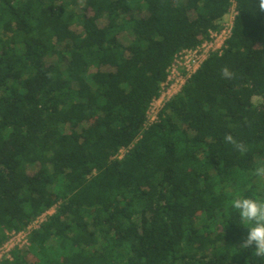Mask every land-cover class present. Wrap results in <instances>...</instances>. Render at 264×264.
I'll use <instances>...</instances> for the list:
<instances>
[{
  "label": "trees",
  "instance_id": "trees-1",
  "mask_svg": "<svg viewBox=\"0 0 264 264\" xmlns=\"http://www.w3.org/2000/svg\"><path fill=\"white\" fill-rule=\"evenodd\" d=\"M232 3L220 51L146 124ZM260 162L259 0H0V247L53 209L0 264H264L229 206L264 197Z\"/></svg>",
  "mask_w": 264,
  "mask_h": 264
},
{
  "label": "built area",
  "instance_id": "built-area-1",
  "mask_svg": "<svg viewBox=\"0 0 264 264\" xmlns=\"http://www.w3.org/2000/svg\"><path fill=\"white\" fill-rule=\"evenodd\" d=\"M236 14L235 4L232 3L229 8L227 19L222 23V29L218 33H211L210 40L203 43L199 47L193 50H184L174 57L173 63L168 69V77L166 82L162 87V93L158 100L154 101L148 112H147V123H153L157 118V113L163 106V104L173 95L168 96L167 100L164 98V90L166 89V94L170 91H175L176 94L181 86L185 83L186 79L195 72L199 65L206 59V57L211 52L220 51L224 44V41L229 37L233 17ZM157 104V107H155ZM155 108V109H154ZM123 151H120V156ZM53 209L44 213L40 217L36 218L32 223H30L27 228L21 232L15 233L11 232L8 234L6 242L0 247V261L2 259L11 260L10 251L14 248H21L27 246V235L31 230L37 229L39 225L45 220L46 216L50 215Z\"/></svg>",
  "mask_w": 264,
  "mask_h": 264
},
{
  "label": "clouds",
  "instance_id": "clouds-1",
  "mask_svg": "<svg viewBox=\"0 0 264 264\" xmlns=\"http://www.w3.org/2000/svg\"><path fill=\"white\" fill-rule=\"evenodd\" d=\"M261 11H264V0H259ZM224 79H234L235 73L224 66L220 71ZM224 142L232 147L237 153L244 155L249 151V146L233 137L225 134ZM251 175L256 178H264V162H260L252 169ZM229 206L235 210L240 220L247 229V235L242 237L240 249H252L255 256L264 261V197L244 196L243 192L229 201Z\"/></svg>",
  "mask_w": 264,
  "mask_h": 264
},
{
  "label": "rangeland",
  "instance_id": "rangeland-1",
  "mask_svg": "<svg viewBox=\"0 0 264 264\" xmlns=\"http://www.w3.org/2000/svg\"><path fill=\"white\" fill-rule=\"evenodd\" d=\"M227 19V17H224L223 18V20H222V22H225V20ZM174 93H175V91H170L169 93H168V95L166 94V89L164 90V98H163V100L165 101V100H167V97L168 96H171V95H174ZM155 107H157V104H155ZM155 109V108H154Z\"/></svg>",
  "mask_w": 264,
  "mask_h": 264
}]
</instances>
